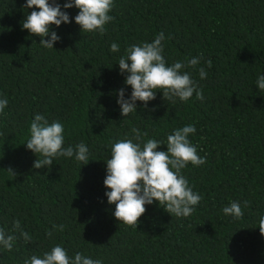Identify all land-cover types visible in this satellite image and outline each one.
I'll return each instance as SVG.
<instances>
[{
  "label": "trees",
  "instance_id": "16d2710c",
  "mask_svg": "<svg viewBox=\"0 0 264 264\" xmlns=\"http://www.w3.org/2000/svg\"><path fill=\"white\" fill-rule=\"evenodd\" d=\"M25 4L0 0V99L8 100L0 114V227L17 237L11 251L0 245V264H24L56 245L70 258L80 252L102 264H264L258 227L264 217V90L256 84L264 75V0H114V19L103 34L83 33L73 7L67 9L71 23L50 26L61 37L51 49L22 29L26 16L39 11ZM160 32L168 66L203 54L195 68L184 70L204 99L194 93L172 103L157 89L147 108L137 101V111L123 117L118 90L127 98L132 88L119 58ZM113 42L118 52L110 50ZM38 113L64 125L63 147H88L87 165L61 156L49 168L34 169L38 156L24 143ZM190 124L196 127L190 142L207 157L181 170L202 196L194 212L172 216L154 201L138 226L118 221L105 195L111 146L133 139L142 147L155 138L163 144L157 150L167 151V136ZM132 128L147 136L134 140ZM232 201L241 204L242 218L223 213ZM16 220L30 242L11 232Z\"/></svg>",
  "mask_w": 264,
  "mask_h": 264
},
{
  "label": "clouds",
  "instance_id": "9594fccd",
  "mask_svg": "<svg viewBox=\"0 0 264 264\" xmlns=\"http://www.w3.org/2000/svg\"><path fill=\"white\" fill-rule=\"evenodd\" d=\"M113 6L114 0H67L63 5L57 0H52L51 3L50 0H26V4L22 6L24 9L36 8L39 11L33 10L26 16L22 21V29L40 36V44L51 49L61 37L56 31L50 30V26L59 27L64 23H71L67 9H79L74 19L83 33L98 30L103 34L106 31L105 25L114 19L109 15ZM49 36L50 39H44ZM164 39V33L160 32L153 42L133 44L119 58L121 74L127 73L125 84L132 88L131 95L127 98L124 88L118 90L117 103L123 117L137 111V101L144 102V107L147 108L148 102L156 99L157 89L163 92L164 100L172 103H175L176 98L186 102L194 93L196 99H204L203 90L192 78V74L184 70L195 68L203 59V54L168 66L163 55ZM110 50L118 52L119 45L113 42ZM206 64L207 67H212V60L208 59ZM199 76L201 79L207 77L205 68H199ZM256 84L259 90H264V75L258 76ZM7 105L6 98L0 99V114H3ZM29 131L30 138L24 144L38 156L34 169L49 168L54 159L61 156L74 157L76 161L83 162V165L89 163V149L83 142L74 147H63L64 125L61 122L49 123L38 113L31 121ZM131 131L136 141H140L142 135L147 136V133L141 134L137 128H132ZM195 132L196 127L191 124L174 130L167 136V151L157 150L163 144L155 138L148 139L142 147L140 143H134L133 139L120 140L111 146V157L106 160L107 175L104 180L110 191L105 195L108 203L115 205L113 215L118 221L138 226L139 218L146 212L145 205H151L154 201H158L172 216L188 217L194 212V206L201 202L202 196L193 191L181 170L189 162L194 166L206 163L207 157L199 156L197 147L189 140L190 134ZM7 170L14 174L11 168ZM248 205L249 202L244 201L243 207ZM222 211L235 219L244 215L238 201L230 202ZM58 227L63 231V225ZM258 227L261 235H264V217L259 219ZM17 231L26 243L32 240L31 235L22 229L19 220L13 222L11 230L12 233ZM48 235L51 236L52 233L49 232ZM16 239L14 234H9L5 228L0 227V245L4 249L11 251ZM24 264H102V261L93 260L80 252L70 258L64 247L56 245L42 256L32 255Z\"/></svg>",
  "mask_w": 264,
  "mask_h": 264
}]
</instances>
